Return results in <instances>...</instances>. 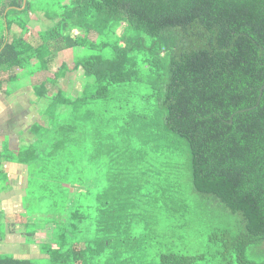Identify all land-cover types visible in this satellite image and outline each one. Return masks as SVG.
Listing matches in <instances>:
<instances>
[{
    "label": "trees",
    "instance_id": "trees-1",
    "mask_svg": "<svg viewBox=\"0 0 264 264\" xmlns=\"http://www.w3.org/2000/svg\"><path fill=\"white\" fill-rule=\"evenodd\" d=\"M78 48L44 80L78 90L37 86L47 120L8 154L50 198L48 222L22 223L46 260L0 264H264V0H0V87ZM186 192L230 216L203 252L183 251L202 234Z\"/></svg>",
    "mask_w": 264,
    "mask_h": 264
},
{
    "label": "rangeland",
    "instance_id": "rangeland-1",
    "mask_svg": "<svg viewBox=\"0 0 264 264\" xmlns=\"http://www.w3.org/2000/svg\"><path fill=\"white\" fill-rule=\"evenodd\" d=\"M31 19L28 22L27 25H29V31L27 33L21 34V37L27 41H29L31 44H36L38 40L37 31L40 29H44L47 26H49V21L43 19L42 14H30ZM18 27H13L11 31H13L16 35L20 34L18 31ZM10 32V33H13ZM14 35V34H13ZM11 36V35H9ZM74 52H77L78 55H81L83 50L78 48L76 51L74 50H68L65 52L64 55L57 57L51 64H49V68L47 71H36L33 74H31V69L34 70V61L28 63V61L23 65V69L19 70L17 68H11V71H16V77H14L12 80V85L17 86V90L23 88H28L35 93V89L37 86L40 87L42 84L44 87L49 88V92L56 91L58 88H62L67 90L69 93H76V91L79 88V77L75 74V72H69L66 73L65 76L58 78L53 84L49 83L45 80L46 76H51V74L57 69L58 62L60 61H68L69 64L72 63L74 57ZM15 78L17 80H15ZM6 81H4L5 83ZM7 83V82H6ZM8 87L10 86L7 85ZM35 96L37 97L36 93ZM45 100V99H44ZM44 100H41V102L38 101L36 98L33 104V107L31 108V111L33 113V117L36 118V120L39 118L40 123L43 122L42 119L46 118L45 108L47 107L46 101L43 103ZM40 103L39 105H36ZM45 113V114H44ZM25 136L22 137V139ZM21 143L24 145V141L22 140ZM10 181L2 178L0 179V194L7 192V187L9 185ZM31 185V184H30ZM30 185L27 187L28 190H30ZM78 185V184H77ZM32 189L35 191L34 194L37 195L40 190L43 188L36 184L35 181H33V185H31ZM74 189H81V187L73 186ZM25 191L24 195L20 198V204L18 205V211L14 212L12 215V218L8 222L7 231L6 233L8 236L0 235V241L1 240H8L9 236H12V241L7 247H9L8 251L10 254H14L16 256H24L29 257L32 260H36L38 262L44 261L45 255H43L39 250V245L37 242H32L31 240H28L27 242H24V238L26 235L23 233V221L27 220L30 222H33L34 224H44V221H49L51 217V209L49 207L50 198L45 195H40L38 198L33 197H27V190L24 188L22 189ZM187 193V200L189 201L190 209L195 211H201L202 214H199L201 216L200 222L196 228V231L201 232L202 234L199 235L196 234V236L193 239H190V237H187L184 242H190L189 246L183 251H197V252H203L205 250V245H207V234L210 232L212 227L219 226V227H231V220L230 216L226 217L221 214H216L215 211L211 212L210 209H207L208 206H206V209L200 208V200L197 199V195L186 192ZM5 223L0 222V229H3ZM34 229L35 233H40L41 228L37 227L36 225H31ZM37 231V232H36ZM5 236V237H4ZM42 236V234H41ZM4 237V238H3ZM30 237H33L32 235ZM206 238V240H205ZM15 239V240H14ZM12 247V248H11ZM250 249V248H249ZM249 249L246 250V253L249 257L254 258V256L250 253ZM207 251V248H206ZM6 253V252H2ZM256 258V257H255ZM196 264H227L224 259H221L219 256L213 257L212 259L206 260H200ZM235 264V263H231Z\"/></svg>",
    "mask_w": 264,
    "mask_h": 264
},
{
    "label": "crops",
    "instance_id": "crops-1",
    "mask_svg": "<svg viewBox=\"0 0 264 264\" xmlns=\"http://www.w3.org/2000/svg\"><path fill=\"white\" fill-rule=\"evenodd\" d=\"M15 80L17 79L15 78ZM6 82H2L0 87V179L5 178L10 183L6 188L5 195L4 193L0 194V222L5 223V231H0V235L8 236L6 233L8 222L13 213L18 211L20 198L25 193L22 189L28 186L29 175L26 164L10 158L8 154L23 146L22 140L26 145L34 138L33 125L40 120L39 118L36 120L31 111L34 100L37 98L35 93L23 87L17 90V86L11 84L12 81ZM39 104L37 101L36 105ZM45 120L47 119L43 118L42 123H45ZM23 136L25 137L22 139ZM12 238L9 236L10 241H0V253H9V247L5 244H9ZM24 242L26 241L24 240Z\"/></svg>",
    "mask_w": 264,
    "mask_h": 264
}]
</instances>
